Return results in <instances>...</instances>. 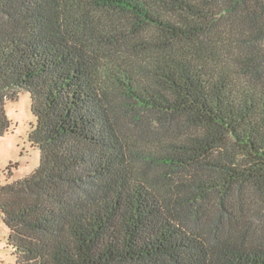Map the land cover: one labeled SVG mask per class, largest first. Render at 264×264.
Returning <instances> with one entry per match:
<instances>
[{
  "label": "trees",
  "instance_id": "1",
  "mask_svg": "<svg viewBox=\"0 0 264 264\" xmlns=\"http://www.w3.org/2000/svg\"><path fill=\"white\" fill-rule=\"evenodd\" d=\"M20 91L16 264H264V0H0V136Z\"/></svg>",
  "mask_w": 264,
  "mask_h": 264
},
{
  "label": "rangeland",
  "instance_id": "2",
  "mask_svg": "<svg viewBox=\"0 0 264 264\" xmlns=\"http://www.w3.org/2000/svg\"><path fill=\"white\" fill-rule=\"evenodd\" d=\"M5 111L11 121L10 130L0 136V183L20 179L36 168L38 150L27 139L33 117L29 95L20 91L15 100L5 102ZM8 228L0 217V264H16L15 256L6 246Z\"/></svg>",
  "mask_w": 264,
  "mask_h": 264
}]
</instances>
